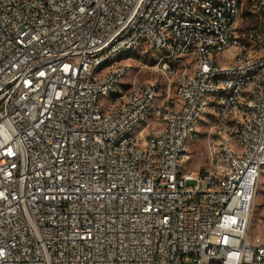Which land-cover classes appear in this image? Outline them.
<instances>
[{
    "label": "built area",
    "instance_id": "obj_1",
    "mask_svg": "<svg viewBox=\"0 0 264 264\" xmlns=\"http://www.w3.org/2000/svg\"><path fill=\"white\" fill-rule=\"evenodd\" d=\"M246 4L264 13L0 0V264H264V29L242 37ZM140 46L163 51L161 81L126 80Z\"/></svg>",
    "mask_w": 264,
    "mask_h": 264
},
{
    "label": "rangeland",
    "instance_id": "obj_2",
    "mask_svg": "<svg viewBox=\"0 0 264 264\" xmlns=\"http://www.w3.org/2000/svg\"><path fill=\"white\" fill-rule=\"evenodd\" d=\"M264 29V13L251 14L247 4L244 5V13L240 22L239 31L242 33L245 41L250 43L255 40L258 44L262 40V31ZM159 53L152 47L140 46L136 50L125 56V62L130 64V71L126 76L129 82L144 83L147 81H161L164 74L157 67ZM193 61V58L190 59ZM104 99V98H103ZM108 99V98H106ZM107 101V100H104ZM191 160L188 162L190 172L199 173L197 169L204 167L206 157L207 139L201 137L191 145ZM197 168V169H196ZM255 210L252 220L250 238L252 242L258 237L264 238V230L260 226L258 216L264 209V168L260 173L255 186Z\"/></svg>",
    "mask_w": 264,
    "mask_h": 264
}]
</instances>
